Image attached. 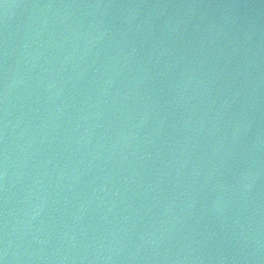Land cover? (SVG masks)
<instances>
[{"label": "water", "instance_id": "water-1", "mask_svg": "<svg viewBox=\"0 0 264 264\" xmlns=\"http://www.w3.org/2000/svg\"><path fill=\"white\" fill-rule=\"evenodd\" d=\"M0 264H264V0H0Z\"/></svg>", "mask_w": 264, "mask_h": 264}]
</instances>
